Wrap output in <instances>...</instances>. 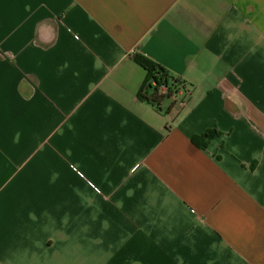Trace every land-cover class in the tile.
<instances>
[{"label": "crops", "instance_id": "obj_1", "mask_svg": "<svg viewBox=\"0 0 264 264\" xmlns=\"http://www.w3.org/2000/svg\"><path fill=\"white\" fill-rule=\"evenodd\" d=\"M0 264H264V0H0Z\"/></svg>", "mask_w": 264, "mask_h": 264}, {"label": "trees", "instance_id": "obj_2", "mask_svg": "<svg viewBox=\"0 0 264 264\" xmlns=\"http://www.w3.org/2000/svg\"><path fill=\"white\" fill-rule=\"evenodd\" d=\"M134 59L147 73L145 82L138 93V98L160 108L164 100L174 96L180 81L173 78L165 68L143 55H136ZM219 135L220 132L216 129L208 130L203 135L194 137L192 141L199 148L206 149L210 142Z\"/></svg>", "mask_w": 264, "mask_h": 264}]
</instances>
